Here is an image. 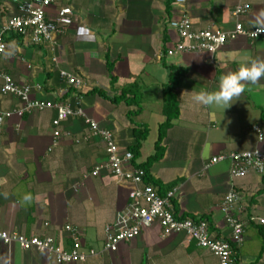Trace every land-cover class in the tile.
Here are the masks:
<instances>
[{
    "label": "crops",
    "instance_id": "crops-1",
    "mask_svg": "<svg viewBox=\"0 0 264 264\" xmlns=\"http://www.w3.org/2000/svg\"><path fill=\"white\" fill-rule=\"evenodd\" d=\"M166 1L57 0L48 10L50 17L65 6L73 11L71 26L55 36L57 65L47 46H31L23 37L8 34L0 71L18 84L40 85L39 91L31 93L32 99L80 105L100 128L113 134L122 149L133 144L132 130L143 124L149 133L137 159L142 163L154 153L157 128L165 120L162 84L168 79L169 67L186 69L177 89L179 117L162 141V159L152 164L148 175L157 182L162 196L177 188L172 201L177 217H204L215 239H228L230 229L220 202L235 190L240 195L242 219L264 218V191L258 194L264 176L250 174L233 180L227 161L205 165L212 157L231 152L255 148L264 152V79L249 86L224 111L202 107L192 95L216 90L222 75L252 59L264 60V38L250 41L239 36L213 56L197 52L169 57L164 50L176 36L168 21L186 16L196 29L213 25L232 30L235 20L231 12L245 3L250 9L239 18L244 29L264 28V0H186L184 5ZM17 12V4L0 0V27ZM107 67L115 78L112 87ZM59 70L81 79L82 88L68 86L59 78ZM133 83L140 88L142 110L128 118L127 112L135 108L123 102L113 104L109 97L118 96ZM94 89L106 92L107 98L91 93ZM19 106V100L0 96L1 110ZM53 117V111L15 115L0 127V231L53 236L65 244L69 236L64 226L75 225L85 246L99 253L75 264H218L215 256L185 234L163 237L157 223L121 243L117 251L103 252L104 228L121 220L130 186L105 171L98 177L83 178L106 161L103 142L97 135H88L82 119L71 118L62 123L58 144L52 148ZM253 126L263 133L261 142ZM261 229L264 231L256 223L246 226L243 242L234 247L236 264H264V252L258 258ZM0 264L57 263L47 253L24 251L0 241Z\"/></svg>",
    "mask_w": 264,
    "mask_h": 264
},
{
    "label": "built area",
    "instance_id": "built-area-1",
    "mask_svg": "<svg viewBox=\"0 0 264 264\" xmlns=\"http://www.w3.org/2000/svg\"><path fill=\"white\" fill-rule=\"evenodd\" d=\"M18 5L17 14L7 19L0 27V60L6 52L4 36L16 34L23 37L31 46H47L52 54V63L57 65V45L55 36L63 34L72 24L73 11L69 6L62 7L52 17L48 10L57 0H4ZM177 5H184L186 0H174ZM249 5L237 4L231 12L235 23L232 30H222L208 25L202 29H196L190 19L182 16L168 21V28L175 32L176 39L171 46L165 49V56H176L179 54L205 52L210 56L216 54L228 41L243 36L250 41L264 38V28L257 27L251 30L244 29L239 21L249 11ZM24 62V60H22ZM27 68H30L28 65ZM58 76L65 80L68 86L79 90L83 81L70 73L59 70ZM40 85L18 84L13 79L0 71V96L15 98L21 102V106L10 111L0 109V127L3 122L12 116L23 117L32 112L53 111L54 117L51 121L53 129L52 148L57 146L60 138V127L62 123L71 118H80L88 128V135L93 134L100 137L103 142L106 161L93 168L88 174L83 175L98 177L102 171L111 177L127 183L130 186L128 202L125 206L121 220L115 225H107L104 228L103 252H115L121 243H127L137 237L143 229L149 228L157 223L163 237L177 234H185L190 240L195 241L200 248L207 250L216 257L218 264H236L234 247L243 242L246 226L256 223L264 227V218L248 217L246 220L239 215L238 203L240 195L231 190L220 202V210L224 220L230 229L228 239H215L205 220L194 221L182 219L176 216L174 205L177 188L167 191L160 196L156 187L144 183V171L132 164V153L122 149L116 143L113 134L100 128L81 108L67 101H48L43 99H32L33 91H39ZM257 134L258 142L263 140V133L258 126H253ZM52 149L49 148L48 151ZM257 159L264 161V152L252 149L244 152H231L229 154L214 156L209 164L227 161L229 163L228 173L231 179H242L250 174L264 175V168L257 165ZM48 225L47 223L45 224ZM63 230L68 234L65 244H59L53 236H31L26 237L17 233L0 231V241L11 246L18 245L24 251H36L53 256L57 264H75L85 262L88 258L96 257L99 253L86 247L79 228L72 224H66Z\"/></svg>",
    "mask_w": 264,
    "mask_h": 264
},
{
    "label": "trees",
    "instance_id": "trees-1",
    "mask_svg": "<svg viewBox=\"0 0 264 264\" xmlns=\"http://www.w3.org/2000/svg\"><path fill=\"white\" fill-rule=\"evenodd\" d=\"M171 0H167L166 2L168 3ZM16 35V34H13ZM5 37V36H4ZM7 39L4 38V41ZM165 53V50H164ZM111 67H107V71L109 73V79H110V85L111 87L115 84V78L111 75ZM186 69L178 68V67H169V75L167 81L162 84V115L164 116L165 120L159 124L157 128V138L154 143V153L149 156L144 162L138 163L137 159L140 154V148L142 143L146 140L149 130L146 126L143 124L140 127L144 128H138L135 127L132 130L133 136H134V142L131 145H128L125 149L128 150L129 152L132 153L133 159H132V164L140 168L144 171L145 175L143 177L144 183L151 184L154 187H156L158 184L156 181H153L149 175L148 171L150 167L152 166L153 163L158 162L160 159H162L165 148L162 146V141L164 140L166 133L168 129L172 127L173 121H175L179 117V103H178V93L177 89L180 87L181 80L186 74ZM91 93H97L99 96L102 98H107L106 92L102 90H92ZM109 100L113 104L121 103L123 102L127 107H134L135 109L130 110L127 112L128 118L132 116H137L141 113V93H140V88L138 84L133 83L132 85L124 87L118 96H114L112 98L109 97ZM136 124V123H135ZM264 176V175H263ZM264 178V177H263ZM159 186V185H158ZM264 191V186L263 188L258 192ZM158 193L160 196H162L164 193L162 192L161 189L158 190ZM189 217H184L182 219H187ZM194 221H201L205 220L208 222V220L204 217L195 219V218H189ZM251 224V223H250ZM261 249L258 255V258L261 257V255L264 252V231L261 229Z\"/></svg>",
    "mask_w": 264,
    "mask_h": 264
},
{
    "label": "clouds",
    "instance_id": "clouds-1",
    "mask_svg": "<svg viewBox=\"0 0 264 264\" xmlns=\"http://www.w3.org/2000/svg\"><path fill=\"white\" fill-rule=\"evenodd\" d=\"M261 79H264V60L252 59L236 71L222 75L216 90H201L192 95V100L202 107H218L224 111L240 100L249 86L257 85ZM257 165L264 168V161L257 159Z\"/></svg>",
    "mask_w": 264,
    "mask_h": 264
}]
</instances>
